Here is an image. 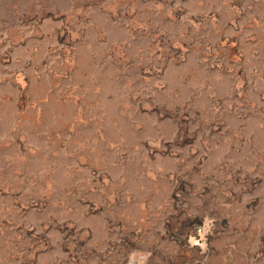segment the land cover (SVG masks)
<instances>
[{"label":"rangeland","instance_id":"374dc122","mask_svg":"<svg viewBox=\"0 0 264 264\" xmlns=\"http://www.w3.org/2000/svg\"><path fill=\"white\" fill-rule=\"evenodd\" d=\"M0 264H264V0H0Z\"/></svg>","mask_w":264,"mask_h":264}]
</instances>
